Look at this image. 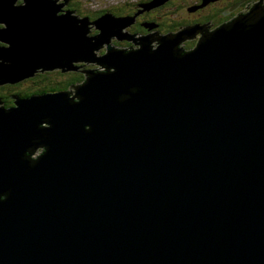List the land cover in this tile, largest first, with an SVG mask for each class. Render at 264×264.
<instances>
[{
  "label": "water",
  "instance_id": "water-1",
  "mask_svg": "<svg viewBox=\"0 0 264 264\" xmlns=\"http://www.w3.org/2000/svg\"><path fill=\"white\" fill-rule=\"evenodd\" d=\"M168 1L91 20L0 0V86L102 66L75 98L0 99V264H264V2L214 30L125 31Z\"/></svg>",
  "mask_w": 264,
  "mask_h": 264
},
{
  "label": "flooded vegetation",
  "instance_id": "flooded-vegetation-1",
  "mask_svg": "<svg viewBox=\"0 0 264 264\" xmlns=\"http://www.w3.org/2000/svg\"><path fill=\"white\" fill-rule=\"evenodd\" d=\"M171 1L173 0H170V2L166 3L165 5H170V3H172ZM252 1L255 2L256 0H241L239 2H235L233 4L229 3L228 2H224V7L223 8H219L218 7L216 8L215 5H211V4H208L207 6H204V7H200V8H196L195 10H189V8H195L197 7L201 1L199 0L197 3H193L191 4L189 7H186L187 9V12L190 14L188 16H186L185 18H179V19H176L174 21H168L167 23L163 24L162 22H159L157 20V22L155 21H152L150 20L151 16H153V14L150 16L151 13L153 12H158L160 8H157V11H143L142 13H140V21L137 22L136 26L137 27H141L143 30H144V25L145 24H154L155 27L157 29H155V31L153 30H150L149 32V29L145 32L146 34H149V33H155L157 32V34L159 35H167V34H174L176 32H178L180 29H183L185 27H188V26H192V25H208V29L209 30H214L216 27H218L220 24H222L223 22L225 21H230L232 20L236 15H238L239 13H242L246 10V5H249L252 4ZM258 1V0H257ZM61 1L59 0V3ZM67 3V1H66ZM246 3V4H245ZM163 5V6H165ZM242 5L245 6V10L244 11H241V9H236V10H233L232 12H227V10L231 7H239L241 8ZM132 9V8H130ZM129 9V10H130ZM128 10V11H129ZM220 11L219 13V16H221L220 20L216 17L217 15V11ZM135 13L134 11V7L133 9L131 10V12H129V15H133ZM228 13V14H227ZM137 17V16H136ZM136 19V18H135ZM157 23V24H156ZM159 28H165V29H159ZM94 30V29H92ZM91 30V31H92ZM129 33L133 34L134 32L135 33H139V30L138 29H135L134 27H129L128 29ZM140 35H144V34H140ZM198 38H193L192 40L188 41V42H179L178 44V47H180L183 51H188L190 49H192L198 42ZM125 43L123 44L122 42H120V44H117L118 41H114L113 44L117 47H123V48H130V47H133L131 45L130 42H127V41H124ZM122 44V46H121ZM104 52V49H101V51L99 52V54H102ZM76 67H78L77 70H68V69H65L64 71H61V70H57V71H51V72H45L43 74H62V75H65V76H70V75H74L78 72H82L86 69H92V68H97L91 64H87L85 62H79L76 64ZM42 74V73H41ZM69 89L71 93V97L75 98V94H74V90L70 87ZM13 97L14 95L11 96V100L13 101ZM16 97H18L16 95ZM5 106V105H3ZM40 153L43 151L42 148L39 150Z\"/></svg>",
  "mask_w": 264,
  "mask_h": 264
},
{
  "label": "trees",
  "instance_id": "trees-1",
  "mask_svg": "<svg viewBox=\"0 0 264 264\" xmlns=\"http://www.w3.org/2000/svg\"><path fill=\"white\" fill-rule=\"evenodd\" d=\"M60 1L61 2L67 1L66 5L62 8V11L70 10L76 16L89 17L91 20L96 19L97 17H99L106 11L114 14L115 16H126V15H129V12H131V10L133 9L132 7H130L132 9L126 12L123 9L112 7L111 9L101 10L99 12H96V11H91L88 8H86V6L89 5L88 4L89 0L88 1L85 0L86 2H83L81 0H60ZM198 1L199 0H191L190 4H193L195 2L197 3ZM219 1L228 2V3L230 1V3L233 4L241 0H218V2ZM209 4L212 5L213 3H209ZM217 7L218 9L223 8L224 4L220 3L216 5V8ZM151 11H157V7L154 9H151ZM219 12H220L219 10L216 12L217 13L216 17L220 20L221 16H219L220 14ZM176 13L177 15L180 14L179 12H176ZM185 13H187V9H184V14ZM152 14L153 16H151ZM150 16L153 17L150 20L157 22V16L155 12L151 13ZM227 22L228 21H225L222 24H225ZM134 28L138 29L140 34H146L145 30L146 31L148 30L147 27H144V30H143L141 27H137L136 25L134 26ZM95 33H96L95 30H92L90 32L91 35ZM50 75L51 74H36L34 77L27 79L25 81H21L15 84H5V85L0 86V99L3 102V105H5L8 108L15 106L14 101L10 99L11 96L14 94L22 98H28L33 95H38V94H43V93H54L58 91L67 90L71 86H74V85H80L85 80V75L82 72H78L70 76H65L62 74H53L51 76Z\"/></svg>",
  "mask_w": 264,
  "mask_h": 264
},
{
  "label": "rangeland",
  "instance_id": "rangeland-1",
  "mask_svg": "<svg viewBox=\"0 0 264 264\" xmlns=\"http://www.w3.org/2000/svg\"><path fill=\"white\" fill-rule=\"evenodd\" d=\"M81 1L86 2L88 0H86V1L81 0ZM146 1H148V0H89L88 1L89 5H87L86 8H88L91 11L99 12L101 10H107V9H111L112 7H117L119 9H123L124 11L127 12L130 9V7H132V8L134 7V11L138 12L139 10H141V8L138 5L141 2H146ZM258 1L256 0L255 2L257 3ZM57 2H59V1L57 0ZM168 2H170V0ZM171 2L172 3H170V5L167 4V6L158 7L160 9L158 12H156L157 20L159 22H162L163 24L167 23L168 21H174L176 19H179L180 17L185 18L186 16L190 15L188 12L184 14V9H186V7H189L191 5L190 4L191 0H173ZM263 2H264V0H263ZM220 3H224V2L223 1H219V2L215 1V2H213V5L216 6ZM236 9H241V11H243L245 9V6L242 5L241 8L236 7L233 10H236ZM175 10H177V11H175ZM176 12H179L181 15L180 14L177 15ZM140 15H141L140 13L136 15L137 16L136 19L134 20V22L129 27H132V26L134 27L137 24V22L140 21ZM1 26L3 27L2 24H0V27ZM129 27H127V29L125 30L126 32H129L128 31ZM148 29L150 32V30L155 31V29H157V28L154 26V27L148 28ZM159 29H165V28H159ZM133 34L135 36L140 35V33H138V32L137 33L134 32ZM199 37H200L199 35H196L194 38L199 39ZM192 39H186V40H183V42H188ZM114 41L117 42L116 39H114L112 42H114ZM124 41H127V40L118 41L117 44H120V42H122L124 44L125 43ZM127 42H129V41H127ZM130 43L133 47L139 48V46L136 43H132V42H130ZM121 46H122V44H121ZM67 90L70 91V89H67ZM14 96H16V95L14 94ZM19 98H22V97H19ZM13 101H14V98H13ZM1 105H3V102Z\"/></svg>",
  "mask_w": 264,
  "mask_h": 264
},
{
  "label": "bare ground",
  "instance_id": "bare-ground-1",
  "mask_svg": "<svg viewBox=\"0 0 264 264\" xmlns=\"http://www.w3.org/2000/svg\"><path fill=\"white\" fill-rule=\"evenodd\" d=\"M155 26V25H154ZM153 27V26H152ZM117 41H121L122 39H119V38H115ZM79 63V62H76L74 63V66L72 67H66V66H58V67H54V68H51V69H46V70H39V71H36V74H43L45 72H51V71H57V70H61V71H64L65 69H68V70H77L78 67H76V64ZM85 63L87 64H91L97 68H93V69H96V70H102V66L100 63L98 62H93V61H86ZM27 79H30V78H24L22 81H25ZM71 90V89H70ZM65 92H67L68 94L71 95L72 92H70L69 90H64Z\"/></svg>",
  "mask_w": 264,
  "mask_h": 264
}]
</instances>
